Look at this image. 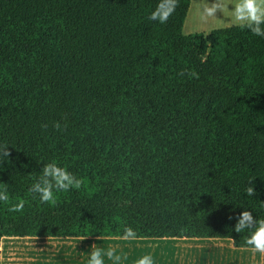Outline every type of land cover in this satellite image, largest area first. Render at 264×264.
Segmentation results:
<instances>
[{
  "label": "trees",
  "instance_id": "obj_1",
  "mask_svg": "<svg viewBox=\"0 0 264 264\" xmlns=\"http://www.w3.org/2000/svg\"><path fill=\"white\" fill-rule=\"evenodd\" d=\"M191 2L160 24L158 0H0L1 252L129 226L248 248L231 229L245 209L264 218V36H185ZM50 162L83 183L41 203L29 189Z\"/></svg>",
  "mask_w": 264,
  "mask_h": 264
},
{
  "label": "clouds",
  "instance_id": "obj_2",
  "mask_svg": "<svg viewBox=\"0 0 264 264\" xmlns=\"http://www.w3.org/2000/svg\"><path fill=\"white\" fill-rule=\"evenodd\" d=\"M178 6V0H158L156 8L148 16L149 21L165 24L174 13ZM229 11L232 22L242 28L247 29L257 36H264V0H216V3L203 9V16L215 17L216 13ZM205 58H202V62ZM181 72L180 75H185ZM189 76H195L196 73H187ZM47 127V125H42ZM57 130H63L59 122L54 124ZM11 156L7 145H0V163H4ZM83 181L66 168L59 166L56 162L44 164L39 179L33 183L29 189L35 196H38L41 203H49L54 200V193L59 191H68L72 188L79 189ZM251 183V182H250ZM256 193L255 188L249 186L246 194L252 196ZM8 197L5 191H0V201H7ZM23 203L20 202L12 206L9 211L19 212L23 210ZM233 219V217H229ZM232 231L237 234L247 232L245 237L246 246L253 252L264 258V218L257 219L253 213L247 209L239 213L236 217V223L232 226ZM136 232L133 228L125 227L124 238L134 239ZM105 256L112 261V264H121L122 257L116 254L114 248L104 249L97 247V244L91 245L88 264H105ZM136 264H153L151 256H143L136 261Z\"/></svg>",
  "mask_w": 264,
  "mask_h": 264
},
{
  "label": "crops",
  "instance_id": "obj_3",
  "mask_svg": "<svg viewBox=\"0 0 264 264\" xmlns=\"http://www.w3.org/2000/svg\"><path fill=\"white\" fill-rule=\"evenodd\" d=\"M33 239H55L64 245V249H59L53 255L39 253L30 258L34 262L53 260L57 261V264H88L89 256L81 255V253H77V250L73 251L71 248L77 247V244L85 240H101L87 238ZM130 240L137 245L129 251L125 260L126 264H136L139 258L146 255L152 257L153 264H264V258L259 254H253L249 248L236 247L229 238H134Z\"/></svg>",
  "mask_w": 264,
  "mask_h": 264
},
{
  "label": "rangeland",
  "instance_id": "obj_4",
  "mask_svg": "<svg viewBox=\"0 0 264 264\" xmlns=\"http://www.w3.org/2000/svg\"><path fill=\"white\" fill-rule=\"evenodd\" d=\"M216 3V0H192L191 7L185 22L183 34L189 36L192 34H208L214 29L236 26L231 20V14L225 10L217 12L215 17L203 16V9ZM97 244V247L104 249L106 252L109 248H114L117 255L122 257L121 264H126V258L131 249L137 244L130 239H101L85 240L71 249L77 250L81 255L89 256L91 245ZM1 264H57V261H31L30 258L39 253H51L53 255L59 249H64V245L55 239H15L6 238L2 240ZM85 256V257H87ZM85 259V258H84ZM89 259V257H88ZM87 259V263H88ZM105 264H112V261L105 256ZM37 261V260H36ZM85 261V260H84ZM57 262V263H56Z\"/></svg>",
  "mask_w": 264,
  "mask_h": 264
}]
</instances>
